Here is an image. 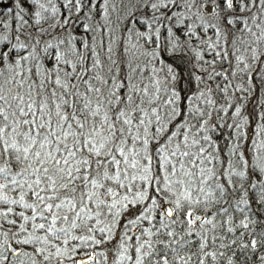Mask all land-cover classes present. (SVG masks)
I'll return each instance as SVG.
<instances>
[{
    "label": "snow or ice",
    "instance_id": "snow-or-ice-1",
    "mask_svg": "<svg viewBox=\"0 0 264 264\" xmlns=\"http://www.w3.org/2000/svg\"><path fill=\"white\" fill-rule=\"evenodd\" d=\"M0 264H264V0H0Z\"/></svg>",
    "mask_w": 264,
    "mask_h": 264
}]
</instances>
